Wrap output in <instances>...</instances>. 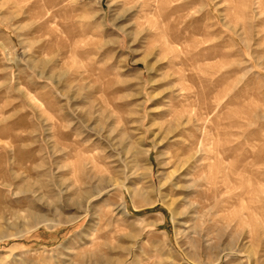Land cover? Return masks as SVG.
Segmentation results:
<instances>
[{"label": "rangeland", "instance_id": "374dc122", "mask_svg": "<svg viewBox=\"0 0 264 264\" xmlns=\"http://www.w3.org/2000/svg\"><path fill=\"white\" fill-rule=\"evenodd\" d=\"M147 1L0 0V264H264V0Z\"/></svg>", "mask_w": 264, "mask_h": 264}, {"label": "bare ground", "instance_id": "6f19581e", "mask_svg": "<svg viewBox=\"0 0 264 264\" xmlns=\"http://www.w3.org/2000/svg\"><path fill=\"white\" fill-rule=\"evenodd\" d=\"M146 2L148 1L146 0ZM243 41L245 42L244 39ZM251 156L252 155H249L247 158L251 159ZM261 162L263 163V160H261ZM221 174H222L221 183L223 184V186L225 188L233 187L232 188L233 194L232 196L229 197V201L238 203L239 201L243 200V201H252V202L254 201L255 203H257V205H255L257 207L254 209L260 212L259 220L261 221L262 226H264V166L257 167V165L251 161L246 162L245 164L236 163L230 167H227L226 170L225 169L224 171L222 170ZM107 188H110V186H108ZM105 189L93 188L89 196H87V199L89 200L96 196L99 197ZM127 189L130 192V195L132 196V202L134 207L136 208V210H138L139 200L146 198V195L144 193L132 190L131 188H127ZM148 204H151L150 200H148ZM80 208L82 207H79V209ZM49 211L52 212L54 216H56L58 213L57 207L54 209H49ZM30 215L32 216L31 217L32 225L35 227H39L40 225H46L51 228L57 225L58 223H61V221H58L55 218L49 219L47 218V216L42 214L39 215L36 213H31ZM247 215L250 217V212H248ZM77 219L78 218H71L70 220L67 221V223H73Z\"/></svg>", "mask_w": 264, "mask_h": 264}]
</instances>
